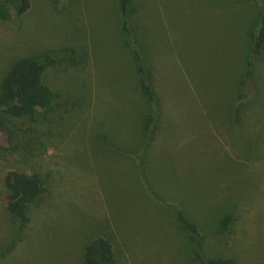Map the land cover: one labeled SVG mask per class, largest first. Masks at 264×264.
<instances>
[{"label":"rangeland","instance_id":"rangeland-1","mask_svg":"<svg viewBox=\"0 0 264 264\" xmlns=\"http://www.w3.org/2000/svg\"><path fill=\"white\" fill-rule=\"evenodd\" d=\"M135 1L162 110L148 143L147 105L114 35L118 0H31L19 26L0 22V81L34 53L84 57L47 68L55 103L16 121L19 143L0 148V264H81L97 237L110 240L114 264H199L178 210L196 224L204 259L264 264V51L239 124L233 105L264 0ZM11 171L44 176L48 191L5 250Z\"/></svg>","mask_w":264,"mask_h":264},{"label":"trees","instance_id":"trees-1","mask_svg":"<svg viewBox=\"0 0 264 264\" xmlns=\"http://www.w3.org/2000/svg\"><path fill=\"white\" fill-rule=\"evenodd\" d=\"M251 1L254 2V0ZM236 2L250 5V0H236ZM30 6L31 0H0V22L19 26L21 23L19 17ZM138 7L139 5L135 0H118V4L115 6L117 16H113L112 19L114 20L115 38H119L122 46L126 47L130 53L129 59L138 77L142 101L147 105L143 129L148 143L154 138L155 130L158 129L162 110L150 68L145 64V58L139 48L140 43H144L145 34L141 32ZM256 22L257 25L253 30L248 31V56L243 72L237 81L239 87L237 95L233 99L235 110L238 111L237 122L233 115L235 124L239 122L238 119H240V113L245 108V104L252 102L256 97L257 80L254 79L253 81V72L256 59L264 51V13L259 11ZM86 55L89 56L88 52ZM82 58L84 57H79V59ZM79 59L76 58V50L71 47L68 56H60L58 51L46 50L21 57L11 64L0 81V148L7 149L13 144L19 143L17 141L19 127L16 121L30 120L39 111L49 110L55 103L56 94L44 79L47 68L60 66V64L75 66ZM23 137V134L20 135V138ZM143 148L146 150V146L143 145ZM4 184L7 189L5 207L11 217L7 242L4 247L5 250H9L20 241L25 233L30 221V205L46 195L48 186L44 176L36 173L28 174L24 171L8 172L4 177ZM177 218L182 227L189 233L193 253L199 264H233L220 259H204L195 247L199 236L196 224L191 222L181 210H178ZM230 222L231 216L227 214L219 224V228H226ZM3 249L0 250V255L4 253ZM114 262L113 247L107 238L97 237L85 245L81 264H114Z\"/></svg>","mask_w":264,"mask_h":264}]
</instances>
